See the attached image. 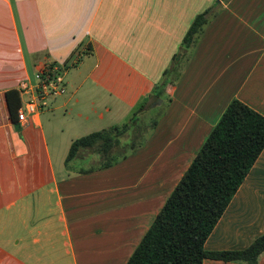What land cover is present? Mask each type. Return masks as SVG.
<instances>
[{
  "label": "crops",
  "instance_id": "crops-1",
  "mask_svg": "<svg viewBox=\"0 0 264 264\" xmlns=\"http://www.w3.org/2000/svg\"><path fill=\"white\" fill-rule=\"evenodd\" d=\"M206 8L184 54L182 37ZM23 43L35 68H75L64 94L14 122L5 91L29 79ZM233 98L264 115V0H0V264H125ZM58 108L68 131L155 110L125 156L101 166L94 152L97 164L68 170L66 152L58 170L42 120ZM263 230L264 147L204 247L243 248Z\"/></svg>",
  "mask_w": 264,
  "mask_h": 264
},
{
  "label": "trees",
  "instance_id": "trees-1",
  "mask_svg": "<svg viewBox=\"0 0 264 264\" xmlns=\"http://www.w3.org/2000/svg\"><path fill=\"white\" fill-rule=\"evenodd\" d=\"M212 12V8H206L194 16L181 40L184 54L202 33ZM180 62L165 68L163 75L176 70ZM52 65L44 64V69ZM5 96L11 119L18 121V90L8 89ZM133 118H137L136 113L121 123L72 139L65 164L84 151L97 152L103 157L101 166L125 156L135 145L120 138L134 124ZM138 131L139 128H134V132ZM263 147L264 115L233 98L125 264H203L205 258L240 259L246 264H258V255L264 250V230L243 248L212 250L206 249L204 242Z\"/></svg>",
  "mask_w": 264,
  "mask_h": 264
},
{
  "label": "rangeland",
  "instance_id": "rangeland-1",
  "mask_svg": "<svg viewBox=\"0 0 264 264\" xmlns=\"http://www.w3.org/2000/svg\"><path fill=\"white\" fill-rule=\"evenodd\" d=\"M24 35L21 34V38L23 39ZM24 47H25V55L27 57V62H28V77L31 81L35 80L34 77V71H35V67L33 65H31V60H30V52L28 50H26V44L23 43ZM41 62V61H40ZM61 70L64 72V78L66 77L67 79V75L66 73L69 72L70 70H73L75 68L74 65H68L67 67L64 66L63 63H59ZM24 79V78H23ZM67 108V107H66ZM66 108H58L55 109L52 113H49L48 111H45L42 114V120H43V126H44V139L46 141V146L48 151L51 153V156L53 158V163L55 165V168L58 170H62L61 169V159L65 156L66 152H67V148H68V144H69V136H76V135H82L85 134L84 132L89 130V129H98L97 127H99V125H103V123L101 122L100 124H93L89 127H87V130H83L82 129H77L74 131H68V127H69V121H70V117L67 115V110ZM155 108H148L146 113L144 112V114L142 115H137V118H133V122L134 124L131 125L130 129H128V131L125 133L124 136H122L120 139L122 142H126V143H131L137 135H140L141 138H143L144 136V132L143 131H138V132H134V128H140L142 127L141 125L146 124L147 122L150 121L151 117L153 116V112H154ZM129 116H127L128 118ZM132 117V115H131ZM126 118V119H127ZM114 121V120H112ZM124 121V120H123ZM121 121V122H123ZM119 122V123H121ZM50 125V127L48 128V126ZM41 146V143H40ZM41 148V154H44V148ZM40 154V152H39ZM96 153L94 152H89L86 153V157L84 158H79L76 157L72 160L71 163H69V165L67 166L68 170H73L79 166L82 167H86L89 165H94L98 163V159H95ZM101 161H103V157L100 158Z\"/></svg>",
  "mask_w": 264,
  "mask_h": 264
},
{
  "label": "built area",
  "instance_id": "built-area-1",
  "mask_svg": "<svg viewBox=\"0 0 264 264\" xmlns=\"http://www.w3.org/2000/svg\"><path fill=\"white\" fill-rule=\"evenodd\" d=\"M44 64L35 68L34 81L22 79L18 83L17 90L20 96V104L17 108L18 121H24L29 113L48 108L53 98L67 91L61 68L52 65L44 69Z\"/></svg>",
  "mask_w": 264,
  "mask_h": 264
}]
</instances>
